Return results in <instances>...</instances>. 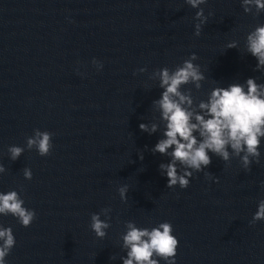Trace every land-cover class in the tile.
<instances>
[{"label":"water","instance_id":"water-1","mask_svg":"<svg viewBox=\"0 0 264 264\" xmlns=\"http://www.w3.org/2000/svg\"><path fill=\"white\" fill-rule=\"evenodd\" d=\"M199 7L207 20L195 36L197 9L185 0H0V192L18 191L36 212L28 227L0 215L16 239L6 264H122L129 220L149 229L170 222L175 264H264V220L249 224L264 199V137L250 170L209 152L211 163L183 189L166 186L159 165L170 157L151 151L165 127L153 104L162 92L154 70H173L196 53L201 88L181 86L195 111L213 87L249 77L264 83L245 43L264 11L245 13L241 0ZM232 40L237 47L226 48ZM33 129L54 133L51 153L25 148L12 161L8 146L25 147ZM123 184L126 201L117 191ZM108 207L110 227L98 238L90 214Z\"/></svg>","mask_w":264,"mask_h":264},{"label":"clouds","instance_id":"clouds-1","mask_svg":"<svg viewBox=\"0 0 264 264\" xmlns=\"http://www.w3.org/2000/svg\"><path fill=\"white\" fill-rule=\"evenodd\" d=\"M185 3L197 9L194 19L198 22L194 24L193 34L199 36L201 26L207 20L203 8L199 6L205 4L206 0H185ZM241 6L245 13H252L254 9V15H257L264 11V0H241ZM245 43L246 50L256 58V69L264 68V23L258 24L247 33ZM236 47V40L229 41L226 45V48ZM197 59L193 52L173 70L165 66L152 73V78L159 79L162 89L160 98L153 101V104L158 106L165 127L163 138L156 142L151 151L170 157L168 163L159 165L162 174L167 176L168 188L176 185L182 189L187 188L193 172L203 171L211 163L209 152L218 156L226 166L232 157H238L241 166L246 170H250L253 162H259L260 140L264 137V83L258 84L254 77H249L245 81L246 88L245 84L239 83H232L227 87H213L207 100H200L196 105L200 111H195L191 90L182 91L181 86L191 83L196 89L201 88V81L205 76L200 65L193 63ZM91 63L97 70L103 67L102 62L96 58ZM136 71L145 72L146 68L141 67ZM139 128L142 131L155 132L157 125L153 123L149 129L147 124L140 123ZM53 135L54 133L47 130L33 129V134L26 138L25 147L8 146L9 158L15 161L25 148H35L40 156H48L53 149ZM140 159H143L142 155ZM5 171L4 165L0 164V173ZM22 174L25 179L32 178L28 167L22 169ZM205 176L212 177V174L205 172ZM117 191L121 201H126L128 185L119 186ZM23 205L24 199L18 191L0 192V215H11L22 226L28 227L36 218V212ZM110 212L111 208L108 207L90 214L89 227L96 237L106 236L105 230L110 227ZM101 213L105 215V219L100 218ZM261 220H264V199L259 200L249 224L254 225ZM125 227L127 230L121 235V239L122 247L127 251L125 256L120 257L122 264H160L161 260L165 264H175L179 242L172 234L173 227L170 222L164 221L149 229L137 227L129 220L125 221ZM15 244L11 226L0 225V264H6L5 258ZM111 259H115V256Z\"/></svg>","mask_w":264,"mask_h":264}]
</instances>
